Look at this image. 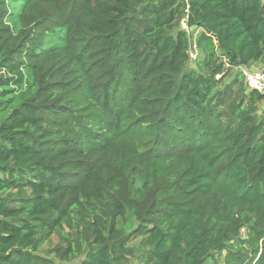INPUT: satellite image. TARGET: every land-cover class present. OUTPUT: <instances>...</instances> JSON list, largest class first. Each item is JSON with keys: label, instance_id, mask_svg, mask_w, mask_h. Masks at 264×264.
<instances>
[{"label": "trees", "instance_id": "16d2710c", "mask_svg": "<svg viewBox=\"0 0 264 264\" xmlns=\"http://www.w3.org/2000/svg\"><path fill=\"white\" fill-rule=\"evenodd\" d=\"M260 64L264 0H0V264H264Z\"/></svg>", "mask_w": 264, "mask_h": 264}, {"label": "built area", "instance_id": "2783aa9c", "mask_svg": "<svg viewBox=\"0 0 264 264\" xmlns=\"http://www.w3.org/2000/svg\"><path fill=\"white\" fill-rule=\"evenodd\" d=\"M184 27H186V25H184ZM195 55L196 54L192 50L189 51L190 59L195 58ZM238 68L241 71L242 75L244 76L246 86L250 90H255L264 96V64H260L253 69L243 65L238 66ZM263 108H264V101H263Z\"/></svg>", "mask_w": 264, "mask_h": 264}, {"label": "rangeland", "instance_id": "374dc122", "mask_svg": "<svg viewBox=\"0 0 264 264\" xmlns=\"http://www.w3.org/2000/svg\"><path fill=\"white\" fill-rule=\"evenodd\" d=\"M186 25L185 22L182 23V26ZM263 107V105L261 106V108ZM57 243V238H52V240L50 242H48L46 244V246L44 247V253L50 252V250H52V248L56 245ZM51 254L53 255V253L51 252ZM133 264H136L135 260L132 261Z\"/></svg>", "mask_w": 264, "mask_h": 264}]
</instances>
